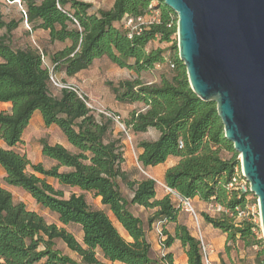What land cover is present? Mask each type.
Listing matches in <instances>:
<instances>
[{"label":"trees","instance_id":"1","mask_svg":"<svg viewBox=\"0 0 264 264\" xmlns=\"http://www.w3.org/2000/svg\"><path fill=\"white\" fill-rule=\"evenodd\" d=\"M20 2L24 13L21 11L18 19L5 21L0 13V31L5 30L0 37V103L11 104L9 111L0 112V142L5 145L0 146L2 181L7 187L25 191L38 206L55 214L62 226H78L82 243L64 229L48 224L25 204L14 203L11 193L0 186V264H101L97 256L112 264H173L170 254L159 260L149 257L151 246L130 206L153 210L154 219L149 224L164 222L166 249L177 240L185 250L187 264H204L201 242L177 222L178 211L170 196L155 199L153 179L142 176L130 180L121 169L125 159L121 142L111 139L113 119L88 108L87 97L81 93L79 97L64 80L59 82L63 88L58 94L51 93L57 74L74 77L102 58L136 76L117 85L108 84L117 103L142 105L121 124L135 135L150 129L158 133L155 141L142 140L136 145L140 168L145 171L177 158L164 173L165 187L183 199L220 206L217 218L202 213L203 221L225 234L228 243L240 241L245 249L256 248L255 263L264 264L259 226L248 218L236 221L251 195L248 188L242 193L238 186L243 179L239 154L224 138L215 103L204 102L192 93L185 66L178 59L176 14L161 0H112L109 9L96 11L82 0ZM153 13L157 18L141 25L137 32L126 26V18L137 20ZM24 22L27 34L43 31L48 45L63 47L49 53L44 46L14 48L12 32ZM154 41L166 47L149 49ZM45 58L50 68L44 65ZM168 65L171 70L160 75L159 83L140 79L141 73ZM36 111L43 125L58 128L69 145L65 148L39 141L41 156L54 163L48 169L15 151ZM48 180L99 198L128 240L103 210L88 205L84 195L65 198ZM120 182L132 191L130 201L123 198ZM168 223L175 224L173 237L164 229ZM56 240L79 261L62 254Z\"/></svg>","mask_w":264,"mask_h":264},{"label":"water","instance_id":"2","mask_svg":"<svg viewBox=\"0 0 264 264\" xmlns=\"http://www.w3.org/2000/svg\"><path fill=\"white\" fill-rule=\"evenodd\" d=\"M177 17L178 59L193 94L214 102L257 199L264 241V0H161Z\"/></svg>","mask_w":264,"mask_h":264},{"label":"rangeland","instance_id":"3","mask_svg":"<svg viewBox=\"0 0 264 264\" xmlns=\"http://www.w3.org/2000/svg\"><path fill=\"white\" fill-rule=\"evenodd\" d=\"M84 2L90 3L93 5V10L96 11L98 9L107 10L110 8L112 4V0H82ZM155 3H153L154 5ZM20 8L14 3H8V0H0V13L3 16L5 21H9L11 19H18L20 16ZM157 18V14L153 13L152 15L146 16L143 18L145 23H151L153 19ZM177 19V18H176ZM5 33V30L0 31V37ZM28 28L24 23H21L19 28L12 32V40H13V47L20 48L26 45H30L33 48H41L42 46L47 48L48 53L58 50L63 47V45H48L47 43V33L43 31H36L34 34H27ZM165 48V45L159 44L157 41L152 42L148 48ZM44 65L50 68V64L47 58L43 61ZM171 68L168 66H156L153 71L141 73L140 79L146 83L154 84L159 83V77L163 72L170 71ZM135 74L130 72L126 69L120 70L117 67L113 66L107 59L102 58L99 60H95L89 69L80 72L79 74L75 75L71 78H66L63 74H57L52 80L53 87L51 89V93L53 95H57L58 91L61 89L62 84L59 82L64 80L65 83L74 87L79 93L83 94L87 97V103L93 109V111L100 113V112H108L109 107H115L116 110L112 111L118 116V122L113 120L114 131L111 136V139H115L121 142L122 152L125 158V163L122 165L121 169L126 172L128 178L130 180H140L142 176L145 177H153L156 184V195L159 198L162 195H167V190L165 185L162 181H160L157 177L152 176L151 170L149 168L142 170L140 166L137 164V155L135 154V147L136 145L141 142L142 140L146 141H154L155 138L158 136L156 130H148L145 133L140 134H133L128 132L126 129L123 130L121 121L125 120L128 116L129 112L132 110H140L141 104H117L115 105V100L112 95L111 87L108 86L110 82L114 85H117L119 81H124V79H133L135 78ZM124 107V109L122 108ZM132 109V110H131ZM130 110V111H129ZM100 111V112H99ZM43 139L49 145L54 144H61L65 148H69V145L65 142L60 130L55 126L46 128L43 123L32 117L31 122H29L28 126L25 128V131L22 134V143L15 147V151L21 155H25L26 158L30 160L33 164L41 163L44 168L48 169L53 166V162L43 158L41 156V144L39 141ZM2 145V144H1ZM225 158H229L227 154L223 155ZM241 175V170H240ZM5 174H3L2 169L0 168V186L6 189L8 192L11 193L12 201L14 203H22L25 204L26 208L30 211L35 212L36 214L40 215L45 219L48 224L56 225L58 228L64 229L67 233H70L74 236L75 240L81 244L82 243V231L76 225L70 224L69 226H62L58 222V217L54 214H51L48 210L43 209L42 207L38 206L32 198L21 189L7 187L3 183V178ZM242 177V175H241ZM49 184L52 187L63 192L64 197L68 198L69 195H84L85 201H87L88 205L94 210H103L106 215L109 216L112 223L116 229L119 230L120 234L124 237L125 240H128L123 230L115 221L114 217L110 215L107 209L101 205L99 199H95L92 194L86 192H80L75 188H65L61 187L57 184L56 181L48 180ZM238 186L242 191L248 188V183L244 179H240L238 181ZM120 191L123 198L127 201L129 200L130 191L128 187L124 183H119ZM171 198V197H170ZM171 201L175 208L177 209L178 217L177 221L179 224H182L188 227L190 233H192L196 239L200 240V231L202 229V222L203 218L202 213L208 214L210 217H215L220 215L222 208L218 210L217 206L213 203H205L200 202L198 199L190 200L191 207L193 211L196 213L198 217V224H196L192 213L189 212L188 207L183 205L182 203L175 200L173 197ZM131 212L138 217L142 222V228L145 229L147 233H149V227L151 224L148 223L149 220H153L154 211L148 209H139L136 206H130ZM247 211L249 212L248 218L253 220L252 222L259 226L260 235L258 238L262 239L261 227L260 222L258 219V209H257V199L251 194L247 197ZM243 218L237 219L236 221H240ZM154 224V223H153ZM156 235V233H155ZM218 237V236H217ZM215 237V240H217ZM203 242L207 249V242ZM55 245L57 249L60 250L62 254L71 258L72 260L79 261V257L69 251L68 248L60 241L56 240ZM230 248L229 255H226L224 252V248L221 251V255L223 257V262L220 263H213L210 261V264H256L255 263V252L256 248H247V250L243 249L242 243L237 241L236 243H228L227 245ZM209 253V252H208ZM156 256V255H155ZM153 253L150 254V258H155ZM157 257H160V250L157 254ZM98 260H101V264H112L97 256ZM120 264V263H115Z\"/></svg>","mask_w":264,"mask_h":264},{"label":"crops","instance_id":"4","mask_svg":"<svg viewBox=\"0 0 264 264\" xmlns=\"http://www.w3.org/2000/svg\"><path fill=\"white\" fill-rule=\"evenodd\" d=\"M8 3H11L9 0H8ZM50 64V63H49ZM64 76V75H63ZM66 86H71L69 84L66 83ZM113 95V94H112ZM114 97V96H113ZM114 100H115V97H114ZM118 103L116 102L115 100V105H117ZM11 107V104L10 103H7V104H2L0 103V112H7L9 111ZM116 107V106H115ZM115 107H109V109L107 111H114L116 110ZM124 109V107H122ZM142 108V106H141ZM132 110V109H131ZM130 111V110H129ZM131 112V111H130ZM129 112V113H130ZM36 118V119H39L41 122H42V119H41V115L36 111L33 115V118ZM32 120V119H31ZM31 122V121H30ZM158 137V136H157ZM157 137L155 139H157ZM155 141V140H154ZM67 143V142H66ZM0 142V146L1 147H5L4 144H2ZM68 144V143H67ZM63 146V145H62ZM135 154L138 156V154H140V151L136 149L135 147ZM125 159V158H124ZM137 161V159H136ZM178 162V159L177 158H174V157H171L169 158L165 163L163 164H159L157 165L156 167L154 168H150L149 169L151 170V174L152 176L154 177H157L160 181L163 182V177H164V173L166 170H168V168H171V166L175 165L176 163ZM125 163V162H124ZM124 171V170H123ZM125 172V171H124ZM126 173V172H125ZM127 175V174H126ZM150 179H153L155 180L153 177H149ZM130 191V195H129V199L132 197L133 193L131 190ZM164 197V195L160 196L159 198H157V195L155 197V199H160ZM99 199V198H98ZM138 207V206H136ZM139 209H144L142 207H138ZM178 222V221H177ZM179 223V222H178ZM153 223L150 225V227L148 228L149 229V233H147L145 231V237H146V240L147 242L150 244V254L153 253V255L155 256V258L157 259H153V260H159V258L157 257V254L159 253V246H158V243H157V236L155 235V230L153 228ZM175 224H166L164 226V229L168 232V234L170 236L173 237L174 235V231H175V228H174ZM145 230V229H144ZM191 235L193 237H195L192 233ZM200 240L201 242L204 244L203 242V239L205 242H207V247L209 249L206 248L205 244H204V247L205 249L207 250V253H208V256H209V260L213 263H220L221 261L223 262V257L220 253L221 251L223 250L224 248V252L226 255H229V252H230V248L227 246L228 245V241H226V235L223 234L219 229H214L213 227H211L209 224H206L204 221L202 222V229L200 231ZM218 236V237H217ZM215 237H217V240H215ZM166 238V237H165ZM236 243V242H235ZM243 246V245H242ZM226 249H228L229 251H226ZM243 249H245L243 247ZM247 250V249H245ZM150 254H149V257H150ZM165 254H170L171 257H172V261H173V264H187V257L185 255V250L183 249V247L181 246V243L178 242L177 240L173 241V245L170 247V248H167L165 250Z\"/></svg>","mask_w":264,"mask_h":264},{"label":"built area","instance_id":"5","mask_svg":"<svg viewBox=\"0 0 264 264\" xmlns=\"http://www.w3.org/2000/svg\"><path fill=\"white\" fill-rule=\"evenodd\" d=\"M13 3L16 4L18 6V8H20V11H22L24 13V11L22 10V5H21L20 0L14 1ZM125 22H126V26L129 27L132 32H137L139 30V28H140L141 25L147 24V23H145L143 21V18H137V20H132V19L126 18L125 19ZM24 24H25V22H24ZM26 26L28 28V25H26ZM61 88H63V86H61ZM71 89H73L74 91H76L75 88H71ZM77 93H78V96L81 97V94L79 92H77ZM85 103H86V105H87L88 108L92 109L87 102H85ZM100 113L101 114H104L108 118L111 117L113 120H115L116 122H118V119L119 118L118 117H115V115H113L111 112L110 113H108V112H100ZM122 128H123V130H125V127L124 126H122ZM233 181H235V180H233ZM239 189H240V187H239ZM246 189L244 191H242L240 189V191L242 193H245ZM166 190H167V194L171 198L173 197L175 200H177L178 202H180L183 205H185L186 207H188L189 212L192 213V216H193L196 224H198V217H197L196 213L193 211V209L191 207V204H190L191 201H190V199H187V200L186 199H183L176 192L171 191V190H169L167 188H166ZM216 206H217L218 210H220V206H218V205H216ZM257 209H258V203H257ZM248 215H249V212L247 211V206H246L245 212H240L238 214V218L237 219H240V218L246 219V218H248ZM258 219H259V222H260V212H258ZM248 220L251 221V222L253 221V220H251V218H248ZM163 223H164L163 221L158 220V222L154 223V225H153V228H154L155 233H156V236H157V243H158L159 250H160V258L165 255V250H166L165 243H164L165 236L163 234V228H162V224ZM199 242H201V240H199ZM201 253H202V257H203L204 264H210V260H209V256H208L207 250L205 249L204 244L202 242H201Z\"/></svg>","mask_w":264,"mask_h":264}]
</instances>
